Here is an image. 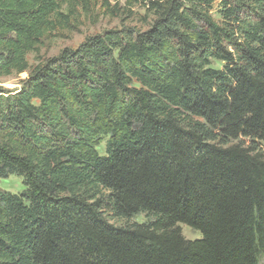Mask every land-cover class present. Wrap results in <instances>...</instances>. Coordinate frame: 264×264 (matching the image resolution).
Listing matches in <instances>:
<instances>
[{
  "label": "trees",
  "instance_id": "1",
  "mask_svg": "<svg viewBox=\"0 0 264 264\" xmlns=\"http://www.w3.org/2000/svg\"><path fill=\"white\" fill-rule=\"evenodd\" d=\"M144 1L146 30L30 66ZM28 71L0 87V179L25 186L0 188V264H264V0H0V78Z\"/></svg>",
  "mask_w": 264,
  "mask_h": 264
},
{
  "label": "rangeland",
  "instance_id": "2",
  "mask_svg": "<svg viewBox=\"0 0 264 264\" xmlns=\"http://www.w3.org/2000/svg\"><path fill=\"white\" fill-rule=\"evenodd\" d=\"M147 1L141 2L134 6L129 13L125 10H121L119 13L115 12L110 14L98 7L94 8V13L88 17L81 16L79 21L75 23L73 30H66L57 32L50 35L43 43L39 52L31 53L28 56V61L31 67L37 66L45 60L57 56L65 48L77 49L87 38L102 34L105 31L122 29L124 27H134L138 30H146L149 27L153 16L147 12ZM218 4L216 2L212 11V15L216 20H220L218 13ZM112 6L114 3L111 4ZM222 63L214 61L212 67L216 69L222 68ZM29 76V71L17 74L13 73L10 76L0 78V87L8 92L16 93L23 87V83ZM104 139L101 145L98 147V151L101 155L105 154ZM247 145L249 141H243ZM264 152V147H263ZM0 188L11 191L13 193H21L25 186L23 180L12 175L6 179H0ZM147 218L144 215H139L131 220V222L143 223ZM183 235L188 240H195L201 238V234L197 231L190 229L185 225H180Z\"/></svg>",
  "mask_w": 264,
  "mask_h": 264
}]
</instances>
